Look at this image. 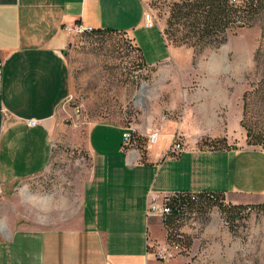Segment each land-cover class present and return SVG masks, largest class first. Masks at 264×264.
Listing matches in <instances>:
<instances>
[{
  "label": "crops",
  "instance_id": "0c3cea01",
  "mask_svg": "<svg viewBox=\"0 0 264 264\" xmlns=\"http://www.w3.org/2000/svg\"><path fill=\"white\" fill-rule=\"evenodd\" d=\"M145 8L143 0H0V264H193L187 255H154L166 242L157 237L161 219L147 215L150 195L211 191L230 203L264 202V147L246 144L240 123L244 90L220 71L225 60L193 66L192 56L177 85L175 76L166 78L175 115L130 127L87 125L90 173L62 225H52L54 205L24 185L45 170L61 126L69 90L65 26L115 28L146 64L180 73L174 55L182 47L166 44L163 25L145 28ZM128 128L160 136L142 154L135 142L124 143ZM161 136L168 142L157 145ZM206 137H225L236 148H199ZM174 138L183 144L178 153L170 149Z\"/></svg>",
  "mask_w": 264,
  "mask_h": 264
},
{
  "label": "rangeland",
  "instance_id": "374dc122",
  "mask_svg": "<svg viewBox=\"0 0 264 264\" xmlns=\"http://www.w3.org/2000/svg\"><path fill=\"white\" fill-rule=\"evenodd\" d=\"M143 2L156 24L163 25L169 0ZM68 36L63 56L69 90L58 111L61 126L45 170L23 182L31 193L47 198L48 204L54 205L50 215L53 226L62 225L60 218L78 206L89 176L90 157L84 146L87 125L101 121L130 127L149 122L150 116L157 123L175 115L167 108L173 88L166 78L175 76L177 85L180 77L187 75L192 56L190 49H178L174 60L175 63L178 60L179 73L174 65L145 64L138 48L124 32ZM200 59L226 61V67L220 71L231 76L233 89L244 90L243 123L252 134L261 132L264 140V10L254 25L229 31L224 45L204 51L197 62ZM147 136L142 137L141 150L147 145ZM164 136L157 145L168 142ZM197 146L208 148L201 141ZM244 214L234 223H228L217 204L198 203L189 206L168 228L159 227L157 237L162 244L166 242L172 255L190 256L193 264H264V209L252 206ZM188 238L192 243L185 248Z\"/></svg>",
  "mask_w": 264,
  "mask_h": 264
},
{
  "label": "trees",
  "instance_id": "16d2710c",
  "mask_svg": "<svg viewBox=\"0 0 264 264\" xmlns=\"http://www.w3.org/2000/svg\"><path fill=\"white\" fill-rule=\"evenodd\" d=\"M263 10L264 0H169L167 16L161 33L166 44L189 48L192 52V65L195 66L198 57L204 51L219 49L227 42L229 31L254 25ZM115 31L118 30L105 27L92 28L90 32L85 33ZM140 55L143 60L141 53ZM240 123L246 130V144L264 147L261 132L252 134V131L243 123V117ZM142 137L136 131L131 132V141L135 142L144 154L145 150H141L144 141ZM201 144L209 149L236 148V145H229L225 137H206L201 140ZM174 194L176 196L170 201L172 213L162 220L165 228H168L189 206L198 203L200 206L217 204L218 208L225 214L228 223H234L237 219L244 217L245 210L252 206L264 209V202L250 204L226 202L221 192L195 193V200L190 199L191 193ZM191 243V239L188 238L184 244L185 248H189Z\"/></svg>",
  "mask_w": 264,
  "mask_h": 264
},
{
  "label": "built area",
  "instance_id": "2783aa9c",
  "mask_svg": "<svg viewBox=\"0 0 264 264\" xmlns=\"http://www.w3.org/2000/svg\"><path fill=\"white\" fill-rule=\"evenodd\" d=\"M144 26L145 28H153L156 26V21L154 20V17L152 13L145 8L144 14ZM64 30L67 32V34L76 33V34H83L85 32H90L92 30L91 27H84L82 25H75V26H65ZM76 112L79 110L76 109ZM35 122L33 120L28 121V125H33ZM132 128H128L123 133V141L125 144H128L131 142V130ZM160 136V132L158 130H154L152 133L148 134L147 136V143H155L157 142L158 137ZM170 149L174 153L180 152L183 147L180 144V142L177 141L176 138H174L171 142ZM176 196V194H153L150 195L148 199V204L146 207L147 215L150 216H158L161 221L165 219L166 216L172 213V207L170 205V201ZM191 200L196 199V194L191 193L190 195ZM154 255L159 259H167L172 256V253L165 249H155Z\"/></svg>",
  "mask_w": 264,
  "mask_h": 264
}]
</instances>
